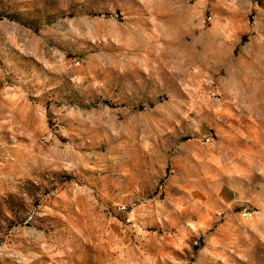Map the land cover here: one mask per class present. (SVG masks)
Listing matches in <instances>:
<instances>
[{
    "label": "rangeland",
    "instance_id": "1",
    "mask_svg": "<svg viewBox=\"0 0 264 264\" xmlns=\"http://www.w3.org/2000/svg\"><path fill=\"white\" fill-rule=\"evenodd\" d=\"M0 264H264V0H0Z\"/></svg>",
    "mask_w": 264,
    "mask_h": 264
},
{
    "label": "built area",
    "instance_id": "2",
    "mask_svg": "<svg viewBox=\"0 0 264 264\" xmlns=\"http://www.w3.org/2000/svg\"><path fill=\"white\" fill-rule=\"evenodd\" d=\"M118 210L122 215V220L124 223L127 225H136L137 211L135 208L121 204L119 205Z\"/></svg>",
    "mask_w": 264,
    "mask_h": 264
}]
</instances>
